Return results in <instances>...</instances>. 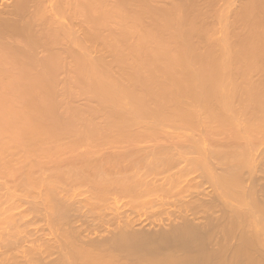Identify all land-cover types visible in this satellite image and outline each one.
Instances as JSON below:
<instances>
[{
	"label": "bare ground",
	"instance_id": "bare-ground-1",
	"mask_svg": "<svg viewBox=\"0 0 264 264\" xmlns=\"http://www.w3.org/2000/svg\"><path fill=\"white\" fill-rule=\"evenodd\" d=\"M0 75V264H264V0H0Z\"/></svg>",
	"mask_w": 264,
	"mask_h": 264
},
{
	"label": "rangeland",
	"instance_id": "rangeland-1",
	"mask_svg": "<svg viewBox=\"0 0 264 264\" xmlns=\"http://www.w3.org/2000/svg\"><path fill=\"white\" fill-rule=\"evenodd\" d=\"M5 75H6V74H4L3 77H4ZM0 76H2V75H0ZM3 77H0V78L2 79V80L0 79V87H1L2 84H5ZM60 78H61V77H60ZM8 79H9V77H8ZM58 79H59V78H58ZM66 79H67V78H66ZM66 79L64 80L63 77H62V79H61L62 81L58 80V81H60V82L57 84V85H58V87H56L57 89H55V90H57V91L54 90V92H55V95H54V96H55V100H56L57 102H60V103H59V108H58V110H57V118H58V120L61 122V124H62V123H65L66 121H64V120H66L67 117H68L67 114H65V113H67V112L65 111V107H64V103H65L66 100L68 101L67 103H69V104H68L69 106H70V105H71V106L73 105V106L75 107L76 105H74V104H77V106L79 105L80 107H79V106H78V107L76 106V108H78V109H80L81 106L83 107V105H84V106L86 105V104L81 103V101H82V102H83V100L87 101L85 98H84V99L82 98V97H83L82 95H81V96H80V95H77V96H71V97H66V96H64L65 94H63V90H62V87H64V85H62V84H64V83H61V82L65 81V84H67L68 79H67V80H66ZM8 83H9V82H7V80H6V84H8ZM66 86H67V85H65V87H66ZM59 87H60V88H59ZM65 87H64V89H65ZM59 89H60V90H59ZM8 93H10V94H8ZM14 93H15V92H14L13 90H9L6 94L9 95V96L11 95V96H12L11 99H14V100H15V98H16L17 96H19V95L16 94V93L14 94ZM64 93H65V91H64ZM74 95H76V94H74ZM62 96H63L65 99L60 98V97H62ZM58 97H59L60 100L58 99ZM76 97H79V98H76ZM74 99H77V100L74 101ZM63 100H65V101H63ZM72 100H73V102H71ZM61 101H62V102H61ZM69 101H70V102H69ZM87 102H88V101H87ZM87 102H86V103H87ZM72 103H73V104H72ZM60 104H61V105H60ZM82 104H83V105H82ZM87 104H88V103H87ZM89 105H90V104H88V106H89ZM62 106H63L64 108H63ZM71 106H70V107H71ZM88 106H87V107H88ZM91 106H92V105H91ZM60 108H61V109H60ZM85 108H86V107H84V109H85ZM93 108L96 109L95 107H93ZM7 110H8V109H7ZM8 112H10V111H8ZM59 112H60V113H59ZM9 114H11V113H9ZM58 114H59V115H58ZM61 114H62V115H61ZM12 115H13V113H12ZM60 116H61V118H59ZM124 143H125V142H123V143H122V142L118 143V149H117V151H118L119 149L122 148V146H123ZM135 143H136V142H133L132 145H133V147H134L133 149H134V150L136 149L135 153H136L137 155L134 154V153H133L134 155L132 154L133 149H132V151L129 150V149H131V148H129V145H127V144H131V142H130V143H127V144H124V145H126V147H128L127 150H129V151H131V152L126 151V149H125L126 153L123 152V155H121V153H119V154H118V153L114 154V152H117V151H115V150H114V152L109 151V152H111V153H109V155H108V154H105V153L107 152V150H108V149H106V148L108 147V145H109L110 147L113 146L112 143H108V144H105L104 147H103V149H106V150H105L106 152H104V151H103V152H100L101 156L99 155V153H97V151H96L95 153H93L94 155L97 154V155H99L100 157H99V156H93V155H91V156H93L94 159H89V158L91 157V156H90L89 158L86 159V161H88V162H90V163L93 162V161H96V163H93V164L101 165V166H102V165L104 166L103 163H105V162H108L109 164H114L116 161H118V162L121 161V162L116 163V164H117V165H118V164H123V165H120V166L122 167V170H124V169H129V168L131 167V165H137V166L139 167V166L141 165V163H144V162H145L143 165L147 164V161H146V160L150 157L149 154H148V157H147V156H146L147 154H145V153H144V154L140 153V155H138L139 152H143V151H145V152H148V153H149V152L152 153V152H156V151H157V150H154V149H158V153H159L160 150H161L160 153H164V152H165V154L168 156L167 158H169L170 156H172L171 153H172L173 151L175 152L174 149H173V151H171V150H168V149H170V148H167V147H171V146H173V144H167V145H169V146H167V145L164 144V145L167 146V147H164L163 144H160V148H161V149H160V148H156V147H159V146H157V144H158L159 142H157V144L154 143V144L156 145V147H152V151H151V146H152V145L148 146L147 149H143L142 147H140L141 149H139L137 145L142 146V145H140L141 143H140V142H137V143H140V144H137V145H135ZM144 143H146V142H144ZM144 143H143V144H144ZM160 143H162V142H160ZM164 143H165V142H164ZM171 143H174V142H171ZM187 143H191V144L189 145L191 149H192V147H191V146H192V143H193V145H196V146L199 144V145H198L199 147H201V144H202V143H198V144H196V143H194V142H187ZM187 143L184 142V143H181V144H186V145H187ZM146 144H147V143H146ZM146 144H144L143 146H146ZM148 144H149V143H148ZM148 144H147V145H148ZM151 144H152V143H151ZM175 144H177V142H176ZM178 144H179V142H178ZM178 144H177V145H178ZM181 144L178 145V146L181 147ZM100 145H101V144H100ZM155 145H153V146H155ZM213 145H215V144H213ZM95 146H98V144H95ZM101 146H102V145H101ZM116 146H117V145H116ZM161 146H163V147H161ZM175 146H176V145H175ZM184 146H185V145H183V148H180V147H174V146H173V148H176V150H177V148H179V149L182 151V149L187 148V147H184ZM198 146H197V147H198ZM101 148H102V147H101ZM113 148H114V147H113ZM115 148H117V147H115ZM144 148H145V147H144ZM153 148H154V149H153ZM103 149H99V151H101V150H103ZM142 149H143V151H142ZM165 149H166V150H165ZM171 149H172V148H171ZM163 150H165V151H163ZM180 150H178V151H179L178 155H179V154H182V153H180V152H181ZM119 151H120V150H119ZM123 151H124V150H123ZM167 151H171V152H170V153H166ZM188 151H190V150H188ZM121 152H122V150H121ZM128 152H129V154H130L131 156H134V157L130 158L131 156H130V155H127ZM194 152H196V151H194ZM103 153H104V156H103ZM151 153H150V154H151ZM158 153L156 152V156H159V155H160V154H158ZM175 153H176V152H175ZM175 153H173V154H175ZM197 153H198V152H197ZM197 153H195V154H197ZM124 154H126L127 156H124ZM154 154H155V153H154ZM168 154H170V156H169ZM191 154H192V153H191ZM195 154L192 155V158H193L194 156H197V155H195ZM117 155H120V157H118ZM135 155H136V157H135ZM163 155H164V154H163ZM166 155H164V156H166ZM175 155H176V154H175ZM178 155H177L178 158L173 156L174 159H176V161H177V162L175 161V162L177 163V165L179 164V163H178V159H179V157L182 156V155H181V156H180V155L178 156ZM184 155H187V153L184 152ZM106 156H107V157H106ZM122 156H124V157L121 158ZM128 156H129V157H128ZM137 156H138V157H140V156H144V157L139 158V159H136V158H138ZM145 156H146L147 158H146ZM151 156L154 157L153 154H152ZM156 156H155L153 159H152V157H151L150 159L154 160V159H156ZM164 156H162V154H161L160 157H157L156 160L162 159V160H159V161H162V162H161V163H162V166L167 165L168 162H169V165H171L169 160H168V162L166 163V161H165L166 159H164ZM95 157H96V159H95ZM97 157H99V158H97ZM111 157H112V159H114V161H113V160H110ZM115 157H116V158H115ZM182 157H183V156H182ZM106 158H108L110 161H106V160H107ZM143 158H144V159H143ZM165 158H166V157H165ZM185 158H186V157H184V159H185ZM190 158H191V157H190ZM190 158L187 156L186 159H188V162L191 160ZM194 158H195V157H194ZM194 158H193V159H194ZM88 159H89V160H88ZM104 159H105V162H104ZM124 159L127 160V161H125ZM132 159H133V160L135 159L134 162L132 161ZM142 159H143V160H142ZM145 159H146V160H145ZM171 159H172V158H171ZM174 159H172L171 161H174ZM189 159H190V160H189ZM152 160H151V164H152V163H155V164L157 165L158 163H160L159 161H156V162L154 161V162H152ZM129 161H131V162H129ZM139 161H141V163H140ZM143 161H144V162H143ZM148 161H150V160H148ZM164 161H165V163H164ZM99 162H100V163H99ZM124 162H125V163L129 162V163L125 164ZM175 162H171V163L174 164ZM188 162H185V163H188ZM176 163H175L173 166H175ZM180 163H182V162H180ZM185 163H183V165H184ZM155 164H153V165H155ZM105 165H106V164H105ZM114 165H115V164H114ZM114 165H112V166H114ZM148 165H150V164H148ZM148 165H145V166H148ZM153 165H152L151 167L148 166V168H149V167H150V168H154V167L156 166V165H155V166H153ZM183 165H182V166H183ZM106 166H108V165H106ZM106 166H104V167H106ZM110 166H111V165H110ZM158 166L160 167L161 165H158ZM158 166H157V167H158ZM179 166H181V164H179ZM114 167H116V166H114ZM132 167H133V166H132ZM135 167H136V166H135ZM142 167H143V166H142ZM165 167L168 168V166H165ZM175 167H177V166H175ZM118 168H119V167H118ZM146 168H147V167H146ZM169 168H171V167L169 166ZM119 169H120V168H119ZM157 176H159V175H157ZM160 176H161V175H160ZM160 176H159V177H160ZM167 176H168V175H167ZM161 177H162V176H161ZM164 177H166L165 174H164V176L162 177L163 179L158 178V179L161 180V184H163L164 181H166V182L168 181V182H169V179H166V178H164ZM168 177H169V176H168ZM168 177H167V178H168ZM152 178H154V176H153V177L150 176V179H149V180H151ZM169 178H170V177H169ZM155 179H156V178H155ZM155 179H152L151 182H150V181H148V182H150V184L153 182V184H154L155 186H156V185H160V183H159V184L156 183V181H157V182H160V181H158V179H156V180H155ZM200 179H202V178H200ZM200 179H199V180H196L197 182L195 181V183H199ZM153 180H154V181H153ZM170 180H171V181H170L171 184H173L172 182H174V184H175V182H177V180H175L174 177H171ZM162 181H163V182H162ZM201 181H202V180H201ZM168 182H167V183H168ZM155 183H156V184H155ZM167 183H164V184H167ZM153 184H151V185H153ZM185 184H186V185H185ZM200 184H203V183H200ZM175 185H176V184H175ZM181 185H182V184H181ZM166 186H167V187L163 186L162 189L166 190V189L168 188V186H169V183H168V185H166ZM183 186H187V183H184V185H182L181 187H179V189L181 188V189H180V190H181L180 192H182V191L184 192V190H182ZM164 187H165V188H164ZM201 187H202V186H201ZM207 187H208V185H206V187H205L204 184H203V187H202V188H203V190L205 191V190L207 189ZM183 189H185V188H183ZM183 192H182V194H183L184 196H186V197L188 196V198H187V200H186V201H187L186 203L189 204L188 200H191V199L189 198V195H190V194H188V193H190V192H186L187 194H186L185 192H184V193H183ZM208 192H210V193H208ZM209 194H211V189H210V190L208 189V191H206V195H209ZM203 195H204V194H203ZM203 195H202V196H203ZM175 196H177V195H175ZM191 196H193V195H191ZM202 196H198V197H200V198L202 199ZM209 196H211V195H209ZM181 197H182V198H181ZM181 197H179V199H180L181 201H184V200H183L184 197H183L182 195H181ZM166 198H167V196H166ZM166 198H165V199H166ZM174 198H175V199H178L177 197H174ZM191 198H192V197H191ZM200 198H198V199H200ZM203 198H205V195L203 196ZM206 198L209 199V200L211 199L210 201H213L212 199H215L214 197H210V198H209V197H206ZM179 199H178V200H179ZM185 199H186V198H185ZM170 200L174 201V199H171V198H170V199H166V200H164V201H167V202L169 201V202H171V203H168V204H171V205H174V206H175V204H177L176 202H175V203L173 202V204H172V201H170ZM194 200H195V199H194ZM202 200H205V199H202ZM202 200H201V201H202ZM181 201H180V202H181ZM191 201H193V200H191ZM194 202H200V201H197V200H196V201H194ZM194 202H190V203H194ZM155 203L158 204L157 202H155ZM200 203H201V204H197V203H195V205L192 206V207H191V205L189 204V205H188V209H186V208H187V207H186V206H187L186 204H180V205H182V206H183V205H186V206H183L184 210H187V211H188V210L191 209V212H192L194 209H197V207L195 208L196 204H197V205H201V206H202V205L204 206V205L206 204V203H202V202H200ZM217 203H218V202H216V199H215V202H212L213 205H210V204L208 205V204H207V205L209 206V207H208V206H207V207L210 208V209L207 208V211H209V210L212 209L211 206H214L213 208L217 210V208H215V204L217 205L216 207L219 206ZM153 205H155V204H153ZM162 205H165V204H162ZM177 205H178V204H177ZM180 205H179L178 207H182V206H180ZM192 205H193V204H192ZM145 206H146V205H145ZM148 206L151 207V202H150L149 204H147V207H146V208H148ZM159 206H161V205H159ZM159 206H157L158 208H156V209H160V210H161L162 208H159ZM153 207H156V206H153ZM168 207H169V206H168ZM170 207H171V206H170ZM170 207H169V208H170ZM175 207H176V206H175ZM175 207H171V208H172V209H175ZM190 207H191V208H190ZM146 208H145V209H146ZM169 208L162 209V210L167 211V209H168L170 212L173 211V210H170ZM189 208H190V209H189ZM218 208H221V207H218ZM199 209H202V208H199ZM199 209H197V210L199 211ZM214 209H212V210L209 211V212L212 213ZM152 210L155 211L154 209H151V208H150V209H149V211H151L150 213L153 212ZM162 210H161V212H162ZM175 210H177V209H175ZM181 210H182V209H180L179 212H177V211H174V212L182 213V214H183V212H181ZM197 210H194L193 212L196 213ZM219 210H220V209H219ZM156 211H157V210H156ZM182 211H183V210H182ZM187 211H184L185 214H187ZM198 211H197V213H199ZM200 211H204V212H206L205 210H200ZM221 211H222V210H221ZM142 212L145 213L146 211H142ZM191 212L188 211V213H189L188 215H190ZM204 212H202V213H204ZM146 213H148V211H147ZM150 213H148L147 215H150ZM157 213H158V212H156L155 214H153V216H154V215H157ZM159 213H160V212H159ZM194 213H191L190 216H193ZM197 213H196V214H197ZM213 213H214V212H213ZM213 213L210 214V215H212L211 217H213ZM219 213H220V212H219ZM168 214H169V213L166 212V215L164 216V218L167 217ZM170 214H171V213H170ZM170 214H169V216L167 217V218H168V219H167L168 222H169V221H172V220L175 218L174 215H176V214H171V215H170ZM204 214H205V213H204ZM215 214L217 215V212H215ZM215 214H214V215H215ZM144 215H145V214H144ZM158 215H159V214H158ZM188 215H186V217H187V218H190V217H188ZM194 215H195V214H194ZM202 215H203V214H200V215H198L197 217L202 216ZM207 215H209V214H207ZM210 215H209V217L206 216V215H204V216H202V217H204V218H205V217H206V218H210ZM171 216H173V217L171 218ZM176 216H177V215H176ZM181 216L183 217V215H181ZM145 217H146V215L143 216V218H141V219H142V220H145ZM147 217H149V216H147ZM147 217H146V218H147ZM150 217H152V216H150ZM161 217H162V215H161ZM161 217L159 218V221L156 220V221H158L157 223H159V222L162 223V222L164 221L163 219H161ZM184 217H185V215H184ZM193 217H194V216H193ZM193 217H191V218H193ZM202 217H201V219H202ZM156 218H158V216H157ZM169 218H171V220H169ZM206 218H205V219H206ZM150 219H151V218H150ZM201 219L199 218V220H201ZM167 220H165V221L167 222ZM202 220H204V219H202ZM148 221H149V219H148ZM153 221H155L154 218H153ZM156 221H155V222H156ZM163 223H164V222H163ZM163 223H162V224H163Z\"/></svg>",
	"mask_w": 264,
	"mask_h": 264
}]
</instances>
